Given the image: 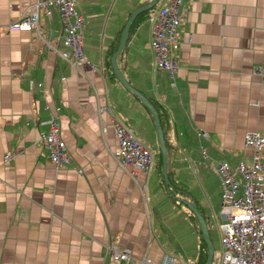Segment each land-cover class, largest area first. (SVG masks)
<instances>
[{"label": "crops", "instance_id": "crops-1", "mask_svg": "<svg viewBox=\"0 0 264 264\" xmlns=\"http://www.w3.org/2000/svg\"><path fill=\"white\" fill-rule=\"evenodd\" d=\"M33 1L0 0V264H108L107 245L128 251L121 264H162L164 256L196 264L197 221L174 197L193 202L207 227L214 220L219 242L220 189L197 164L195 130L206 133V163H250L243 134L264 132V0H183L173 81L153 64L147 18L128 31L115 58L162 112L174 197L160 182L150 114L105 63L139 0H75L86 58L75 66L55 52L62 48L55 7L39 15V35L7 30ZM52 117L69 155L58 169L39 141ZM114 120L154 154L148 171L129 175L119 165Z\"/></svg>", "mask_w": 264, "mask_h": 264}, {"label": "built area", "instance_id": "built-area-1", "mask_svg": "<svg viewBox=\"0 0 264 264\" xmlns=\"http://www.w3.org/2000/svg\"><path fill=\"white\" fill-rule=\"evenodd\" d=\"M50 7H55L61 22L62 48L55 49L56 54L71 66L86 62L81 36L83 20L75 0H34L30 9L6 25L7 30L35 31L39 35L38 17L49 15ZM186 11L183 0H162L147 18L153 64L166 71L170 81L175 78L179 26ZM98 110L107 111L103 108ZM43 123L47 124V131L40 135L39 141L46 150V159L54 168H63L69 162V155L60 137L58 123L53 117ZM112 127L119 165L129 175H134L136 171H148L153 165L154 154L135 137L130 127L116 120L112 122ZM195 135L200 156L197 164L205 165L212 171L220 189L216 222L219 247L215 264H264V132H244L242 139L252 149L251 160L249 164L238 160L234 166L223 160L206 163L209 157L200 142L206 140V133L197 129ZM10 157L8 153L4 155L5 165ZM105 249L108 264H121V261L128 260L126 250L113 245H107ZM146 263L149 260L143 259L139 264ZM162 264L173 263L164 256Z\"/></svg>", "mask_w": 264, "mask_h": 264}, {"label": "water", "instance_id": "water-1", "mask_svg": "<svg viewBox=\"0 0 264 264\" xmlns=\"http://www.w3.org/2000/svg\"><path fill=\"white\" fill-rule=\"evenodd\" d=\"M157 1L158 0H139L138 5L129 13V15L127 16V18H126V20L122 26V29L119 33L117 46L109 57V64H110V68H111V73L114 76V78L118 81V83L124 89L129 91L131 94H133L139 100V102L145 107V109L148 111V113L150 114V116L152 118L153 126L155 129V134H156V138H157V142H158L160 158H161V176H162L163 184L166 187V192L169 194L170 184L168 181L167 170H166L167 151H166V144H165V140L163 137L161 124L159 122L158 113L155 110V108L153 107V105L150 103V101L144 95H142L139 91L134 89L128 83V81L123 77V75L120 72V70L118 69V67L116 65V61H115L116 56L121 52V50L123 49V47L126 43L130 25L133 22L136 15L142 11H145V10L152 8L157 3ZM169 195L172 196V194H169ZM172 197H174V196H172ZM174 198L176 201L185 205L194 214L195 219L197 221L200 236H201V238H202V240L206 246V258H205V261L203 264H211L213 248H212V244H211V241H210V238L208 235L207 226L205 224L203 217L199 214V212H198V210H197V208L193 202H189L185 199H179L176 197H174Z\"/></svg>", "mask_w": 264, "mask_h": 264}, {"label": "trees", "instance_id": "trees-1", "mask_svg": "<svg viewBox=\"0 0 264 264\" xmlns=\"http://www.w3.org/2000/svg\"><path fill=\"white\" fill-rule=\"evenodd\" d=\"M133 9H134V8H133ZM133 9H132V10H133ZM154 9H155V7L153 6L152 8H150V9H148V10H145V11H142V12L138 13V14L136 15V17L134 18L133 22H132L131 25H130L129 31L132 29L133 26L136 25V23H137L139 20H141V19H145V18H148V16H150L151 13H153ZM132 10H131V11H132ZM131 11H130V12H131ZM130 12H129V13H130ZM129 13H128V15H129ZM121 29H122V27H121ZM121 29H120V31H121ZM120 31H119V33H120ZM119 33H118V36H119ZM116 45H117V43H116L115 45H113V46L111 47V49L105 54V60H106L105 63H106V65H109V57H110L111 53L115 50ZM109 66H110V65H109ZM148 100H149V99H148ZM149 101H150V100H149ZM150 103L153 105V107H154L155 110L157 111V113H158V117H159V122H160V124H162V120H163L162 112L160 111V109L158 108V106H157L155 103H153L152 101H150ZM164 140H165V138H164ZM165 144H166V141H165ZM166 148H167V144H166ZM156 167H157V169H158V171H159L158 173H159L160 182H161L162 186L166 189L165 185L163 184V180H162V176H161V158H160L159 149H158V152H156ZM167 174H168V173H167ZM168 181H169V184H170L169 194H173V191H175V186L172 185V183L170 182L169 178H168ZM167 194H168V193H167ZM169 194H168V195H169ZM206 220H207V219H206ZM206 220L204 219L205 224L207 225ZM207 230H208V235H209V238H210V232H209L208 227H207ZM200 239H201V248H202V250H201V256H200V259H199V261H198L196 264H203L204 261H205V258H206V247H205V244H204V242H203V240H202L201 237H200ZM210 240H211V239H210Z\"/></svg>", "mask_w": 264, "mask_h": 264}, {"label": "rangeland", "instance_id": "rangeland-1", "mask_svg": "<svg viewBox=\"0 0 264 264\" xmlns=\"http://www.w3.org/2000/svg\"><path fill=\"white\" fill-rule=\"evenodd\" d=\"M212 209L215 210L214 208H212ZM208 228L211 230V232H210L211 233L210 234V239L211 240L210 241H211L212 248H213L211 264H215V258L217 256V250H218V247H219V242H218V237H217V232H216V227H215L214 220H211L210 223L208 222Z\"/></svg>", "mask_w": 264, "mask_h": 264}]
</instances>
